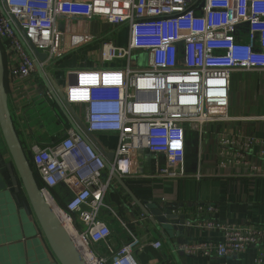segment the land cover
Returning <instances> with one entry per match:
<instances>
[{
	"label": "built area",
	"instance_id": "2783aa9c",
	"mask_svg": "<svg viewBox=\"0 0 264 264\" xmlns=\"http://www.w3.org/2000/svg\"><path fill=\"white\" fill-rule=\"evenodd\" d=\"M95 20L108 25L110 34L125 28L128 42L121 47L99 38L90 56H98L100 65L86 67V59L85 67L67 76L63 93L72 109L81 110L74 113L88 133L118 135L111 171L91 140L71 126L63 127L60 140L33 144L30 163L42 196L69 221L92 263L136 264L138 238L117 217L130 239L114 250L101 212L113 213L104 200L112 173L131 175L137 151L164 156L158 177H183L186 133H216L212 176L264 178V114H229L233 75L264 74V0H0L7 81L37 87V65L47 77L54 63L96 40L81 29ZM33 48L46 55L43 62ZM41 95L52 99L46 89ZM209 125L215 130L206 131ZM59 185L69 194L63 206L53 195ZM194 225L218 232L220 240L185 244V254L226 259L254 248V264H264V225L249 219Z\"/></svg>",
	"mask_w": 264,
	"mask_h": 264
},
{
	"label": "crops",
	"instance_id": "0c3cea01",
	"mask_svg": "<svg viewBox=\"0 0 264 264\" xmlns=\"http://www.w3.org/2000/svg\"><path fill=\"white\" fill-rule=\"evenodd\" d=\"M81 29L89 30L96 40L75 53L65 56L57 64L54 63L58 67L55 69V74L50 71V75L62 91L65 89L67 76L83 68L82 66L85 67L84 63L90 53L97 52L93 44L97 43L99 49L100 40L98 39L104 37L102 33L110 34L111 32L108 25L98 20L83 24ZM111 39L118 46L124 47L128 42V31L123 28L111 34ZM142 60H144L143 56ZM94 66L96 65L92 62H86V67ZM236 74L233 75V79ZM6 84L9 110L25 151L30 152L31 146L35 143L47 144L54 141L55 133H61L63 127L70 126L66 120L63 124L65 126L57 127L53 119L44 114L46 105L41 101L43 98L41 93L45 87L40 85L35 87L27 83L24 88L17 81L11 80H8ZM244 86L248 88L247 83H244ZM73 110L80 115L79 108ZM213 130H215L214 127H209L208 131ZM91 135L94 138V142H91L98 150L113 153L118 138L116 133ZM215 143L216 133L208 132L202 135L194 132L186 133L184 176L178 178L163 179L155 174L156 166L162 167L167 164L164 156L142 149L135 153L133 173L122 178L131 195L113 178L104 196L106 204L113 213L102 211L101 218L106 219L110 225V243L114 250L129 241V231L139 241L132 252L136 264H254V248L226 259L215 256H189L185 253L180 256L177 252L180 249L176 245L177 238L171 240L169 245L166 238L156 231L143 213L145 204L148 203L182 205L178 214L185 215L186 228L183 239L186 244L220 240L218 232L194 225L198 222L211 220L221 224L241 225L249 219L254 224L264 225V178L242 175L212 176L215 172L213 154ZM9 163H11L10 155L0 137V167L4 168L5 164ZM3 172L5 173V170ZM198 172L204 175L200 179L194 176ZM64 193L65 187L62 185L53 190L59 205L61 203L64 205L66 201H63ZM18 199L19 202L15 199L11 185L0 191V264H58L35 216L23 206V204L28 205L23 190L18 195ZM47 202L60 218L59 210L49 199ZM209 208L212 211H208ZM117 217L128 231L120 224ZM157 242L161 246L155 248L153 244ZM102 254L107 255L103 251Z\"/></svg>",
	"mask_w": 264,
	"mask_h": 264
},
{
	"label": "water",
	"instance_id": "95a60500",
	"mask_svg": "<svg viewBox=\"0 0 264 264\" xmlns=\"http://www.w3.org/2000/svg\"><path fill=\"white\" fill-rule=\"evenodd\" d=\"M39 62H43L46 58L45 54L38 53L34 48L32 49ZM38 77L42 80L45 89L50 92L52 99L60 107L67 118V122L71 127L86 140L83 133L94 142V138L87 132L83 122L75 115L72 107L67 103L64 97V91L60 89L53 76L47 77L37 65ZM70 112L78 128L75 127L72 120L67 115ZM83 132V133H81ZM0 137L3 139L5 146L11 158V163L5 164L4 168L0 167V191L11 185L15 194V199L19 202L18 195L21 190L24 191L27 197V204H23L24 208L31 211L43 233V236L48 244L49 249L57 260L58 264H88L84 259L80 248L74 243L71 235L58 219L54 210L46 199L42 196L39 186L37 184L32 166L27 158L25 149L19 139L16 131L8 105V94L6 89V69L4 62V55L0 46ZM98 147V146H97ZM103 154L102 160L107 171H111L109 162L114 158L113 153ZM5 170V173L3 172ZM112 177L126 189L123 180L114 172ZM127 190V189H126ZM130 194V192L127 190ZM131 195V194H130ZM182 205L166 204V203H148L145 204L144 214L149 219L150 223L162 237L166 238L167 243L177 238L176 245L181 247L186 244L183 239L186 219L185 215L178 214ZM188 230V227L186 231ZM173 248V246H171ZM176 251H174L175 253ZM180 256L184 252L180 249L177 251Z\"/></svg>",
	"mask_w": 264,
	"mask_h": 264
},
{
	"label": "rangeland",
	"instance_id": "374dc122",
	"mask_svg": "<svg viewBox=\"0 0 264 264\" xmlns=\"http://www.w3.org/2000/svg\"><path fill=\"white\" fill-rule=\"evenodd\" d=\"M105 32L102 33V36H106L107 38H111V34H106ZM93 47H96L95 50L98 51V44L94 43ZM88 62H92L95 65H100L99 57L94 56H88L87 57ZM141 67H146V62L140 61L139 63ZM135 62H132V67H135ZM56 65L53 67L48 68L49 71H51L53 74H55ZM38 82L37 84L40 86L45 87L42 80L38 77L36 79ZM35 81V82H36ZM264 81V75L260 73H238L234 76V79L232 80V87L233 92L230 97V115H262L264 114V90H261V84ZM244 83H247L248 88H244ZM249 86H251V89H249ZM44 102V105H46V112L44 114L49 117L50 119H53L55 122V125L57 124V127L60 125L61 127L65 126L63 125L67 118L63 111L60 109V107L56 104V102L53 99H48L46 96L42 98ZM46 103V104H45ZM80 111V110H79ZM81 115V111H80ZM56 127V128H57ZM209 126L206 127V131L209 130ZM55 128V129H56ZM62 138V133H55L54 135V141L60 140ZM64 200L68 199L69 194L66 192L64 193ZM106 220V219H105ZM108 223V221L106 220Z\"/></svg>",
	"mask_w": 264,
	"mask_h": 264
},
{
	"label": "bare ground",
	"instance_id": "6f19581e",
	"mask_svg": "<svg viewBox=\"0 0 264 264\" xmlns=\"http://www.w3.org/2000/svg\"><path fill=\"white\" fill-rule=\"evenodd\" d=\"M49 203V202H48ZM51 206V205H50ZM52 207V206H51ZM52 209L54 210V208L52 207ZM55 212V211H54ZM60 212V211H59ZM56 214V212H55ZM56 216H58L56 214ZM58 219L61 220L62 224L64 225V227L66 228L67 232L69 233V235H71L72 239L74 240V243L80 248V251L84 257V259H86L87 263H91V264H95V263H92L90 261V256H89V250L87 249L86 246H84L80 240L78 239V237L74 234L73 230H72V227L70 226V223L69 221L63 216V214L60 212V218L58 216ZM89 261V262H88Z\"/></svg>",
	"mask_w": 264,
	"mask_h": 264
},
{
	"label": "trees",
	"instance_id": "16d2710c",
	"mask_svg": "<svg viewBox=\"0 0 264 264\" xmlns=\"http://www.w3.org/2000/svg\"><path fill=\"white\" fill-rule=\"evenodd\" d=\"M6 83H7V79H6ZM6 85H7V84H6ZM25 152H26V154H27V158H28V160H29V162H30V153L27 152V151H25ZM30 164H31V163H30ZM31 166H32V164H31ZM33 172H34V171H33ZM34 175H35V178H36V181H37L38 186L41 187V186H42V183L40 182V180H39V178H38L36 172H34ZM60 205L63 206L62 203H61Z\"/></svg>",
	"mask_w": 264,
	"mask_h": 264
}]
</instances>
